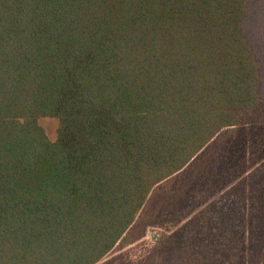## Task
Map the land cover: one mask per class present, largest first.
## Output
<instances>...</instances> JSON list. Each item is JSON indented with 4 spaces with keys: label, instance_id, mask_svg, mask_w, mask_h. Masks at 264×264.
Returning a JSON list of instances; mask_svg holds the SVG:
<instances>
[{
    "label": "trees",
    "instance_id": "obj_1",
    "mask_svg": "<svg viewBox=\"0 0 264 264\" xmlns=\"http://www.w3.org/2000/svg\"><path fill=\"white\" fill-rule=\"evenodd\" d=\"M246 8L0 0V264H98L175 215L190 216L179 238L152 231V254L168 253L140 264H204L185 252L226 229L239 175L227 149L246 137L235 164L249 165V129L264 123ZM42 119L56 121L53 140ZM243 188L248 213L264 182ZM226 226L235 255L207 264H264V222Z\"/></svg>",
    "mask_w": 264,
    "mask_h": 264
},
{
    "label": "rangeland",
    "instance_id": "obj_2",
    "mask_svg": "<svg viewBox=\"0 0 264 264\" xmlns=\"http://www.w3.org/2000/svg\"><path fill=\"white\" fill-rule=\"evenodd\" d=\"M246 3V16L242 23V33L260 65L259 75L261 85L259 87V94L264 101V0H246ZM40 126L48 139L53 140L57 126L56 121L42 119L40 120ZM249 131L252 135L249 139L255 142V151L251 156L252 160L249 162V165L235 164L237 162L236 159H239L244 151L242 145L244 140H248L246 137H236L231 141L230 147L227 149L228 158L226 167H236L239 175L235 178L231 186L225 188L226 193L231 195L228 202L230 203L228 205L229 207L223 213L224 217H222L226 221L224 226L226 227L225 231L222 228L218 232L215 230L212 233V239L205 247L195 248L194 250L188 249V252H185L188 255L192 254L194 259L197 258L204 264H207L216 252H223L225 254L230 252L233 256L235 255L236 246L232 238L234 236L236 239V235L235 232H232L231 228H227L226 225L228 222L232 223L238 219H242V217L247 218V216L253 223L264 222V188L261 192H253L252 190L251 194H249L247 203L250 206V212H245L243 208V201L245 200L243 198L244 185L247 182H250V185L253 182L254 184L264 182V123L251 126ZM254 177L258 178L255 179ZM189 218L190 216L175 215L171 217L170 222H163L160 227L146 229L144 235H141L142 237L134 238L132 244L127 247L116 248L112 254L98 264H140L145 257L152 254L153 245H155L150 239V233L152 231L162 238L165 237V239H178L183 225L187 224ZM224 235H226V238L223 242L221 241L223 245L220 248L218 245L216 246L218 239H215L220 236L224 237ZM238 237L241 238V234ZM236 240L239 242L238 239ZM166 253H168V250L160 247L157 255L152 254V258L157 262H161ZM147 264H151L150 260Z\"/></svg>",
    "mask_w": 264,
    "mask_h": 264
}]
</instances>
